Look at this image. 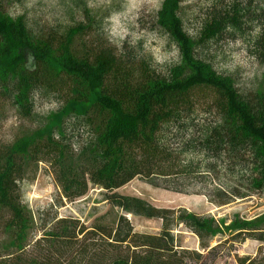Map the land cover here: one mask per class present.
<instances>
[{
  "label": "rangeland",
  "instance_id": "obj_1",
  "mask_svg": "<svg viewBox=\"0 0 264 264\" xmlns=\"http://www.w3.org/2000/svg\"><path fill=\"white\" fill-rule=\"evenodd\" d=\"M163 1L0 0V13L21 20L33 41L68 39L73 53L93 64L103 63V89L108 94L121 82L134 84L148 74L168 76L181 65L182 51L155 22ZM220 17L226 24L218 27ZM263 17L264 0L179 2L181 29L193 57L230 78L240 92L264 91V64L254 55ZM68 88L64 81L39 84L25 104L16 103L9 93H0V174L8 169L5 191L15 209L29 218L25 221L28 239L38 237L54 217L66 216L78 218L86 226H112L124 215L135 231L157 234L162 226L159 218L128 213L109 204L101 186L83 174L84 154L98 150L95 130L106 116L88 111V105H76ZM175 106L176 119L165 124L160 133L171 156L156 163L157 173L148 181L137 175L117 191L156 207L212 216L227 225L238 218L264 228V192L247 193L250 195L226 204L215 196L217 189H227L236 180L222 167L207 169L209 161L200 151L199 137L221 119L213 90L196 86ZM188 137L186 144H178ZM11 214L10 208L1 206L2 251L14 233L7 231ZM173 232L181 248L204 255L222 243L211 264H237L238 257H253L259 249L264 250V241L251 238L224 242L228 234L216 235L208 241L209 247L203 248L184 225Z\"/></svg>",
  "mask_w": 264,
  "mask_h": 264
},
{
  "label": "trees",
  "instance_id": "obj_2",
  "mask_svg": "<svg viewBox=\"0 0 264 264\" xmlns=\"http://www.w3.org/2000/svg\"><path fill=\"white\" fill-rule=\"evenodd\" d=\"M179 2L164 0L155 22L182 51L181 65L168 76L148 74L134 84L121 82L108 94L103 89V63L93 64L73 53L68 39L33 41L21 20L0 13V93H9L16 103L25 104L39 84L68 83L72 102L106 116L95 130L98 150L84 154L83 174L101 186L109 204L162 222L159 232L151 234L135 231L124 215L112 226H86L72 216L54 217L38 237L28 239L25 221L29 218L15 209L6 194L5 169L0 174V210L2 205L12 210L7 231L14 233L11 243L0 249V264H211L222 243L205 255L183 249L173 232L178 225L192 232L203 248H208V241L216 235L228 234L224 242L264 241V228L256 222L234 218L227 225L212 216L156 207L117 191L137 175L148 181L157 173L156 163L171 156L160 133L165 124L176 119L179 99L202 85L213 90L221 116L199 137L200 151L209 161L205 167L211 171L222 167L236 180L227 189H217L215 196L226 204L250 195L247 193L264 192V91L240 92L230 78L193 57L181 29ZM216 23L219 27L226 21L220 17ZM254 55L264 64V21L254 42ZM188 139L178 144H186ZM237 264H264V250L259 249L253 257H238Z\"/></svg>",
  "mask_w": 264,
  "mask_h": 264
}]
</instances>
